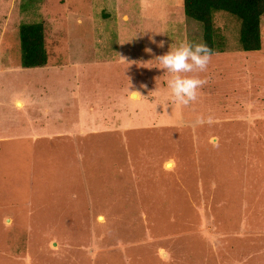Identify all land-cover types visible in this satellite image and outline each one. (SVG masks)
Masks as SVG:
<instances>
[{
	"label": "rangeland",
	"instance_id": "obj_1",
	"mask_svg": "<svg viewBox=\"0 0 264 264\" xmlns=\"http://www.w3.org/2000/svg\"><path fill=\"white\" fill-rule=\"evenodd\" d=\"M213 23L184 107L155 60L203 42L182 0H0V264H264V16L252 52Z\"/></svg>",
	"mask_w": 264,
	"mask_h": 264
},
{
	"label": "trees",
	"instance_id": "obj_2",
	"mask_svg": "<svg viewBox=\"0 0 264 264\" xmlns=\"http://www.w3.org/2000/svg\"><path fill=\"white\" fill-rule=\"evenodd\" d=\"M187 19L201 24L203 42L214 51V14L226 12L240 20L239 44L242 51L262 48L260 22L264 16V0H182ZM19 40L23 68L43 67L47 63L44 27L42 23H25L19 26Z\"/></svg>",
	"mask_w": 264,
	"mask_h": 264
},
{
	"label": "clouds",
	"instance_id": "obj_3",
	"mask_svg": "<svg viewBox=\"0 0 264 264\" xmlns=\"http://www.w3.org/2000/svg\"><path fill=\"white\" fill-rule=\"evenodd\" d=\"M158 47H164L162 41ZM213 50L204 42L182 41L157 57L155 60L167 72L166 98L180 106L187 107L196 102L200 90L207 84L200 73L206 72L213 56ZM140 96L135 93V96ZM141 97V96H140ZM197 124L213 123L211 116H197Z\"/></svg>",
	"mask_w": 264,
	"mask_h": 264
},
{
	"label": "crops",
	"instance_id": "obj_4",
	"mask_svg": "<svg viewBox=\"0 0 264 264\" xmlns=\"http://www.w3.org/2000/svg\"><path fill=\"white\" fill-rule=\"evenodd\" d=\"M15 104H18V106H19V107H21V105H22V104H20V103H17V102H16Z\"/></svg>",
	"mask_w": 264,
	"mask_h": 264
},
{
	"label": "bare ground",
	"instance_id": "obj_5",
	"mask_svg": "<svg viewBox=\"0 0 264 264\" xmlns=\"http://www.w3.org/2000/svg\"><path fill=\"white\" fill-rule=\"evenodd\" d=\"M137 97V96H136Z\"/></svg>",
	"mask_w": 264,
	"mask_h": 264
}]
</instances>
